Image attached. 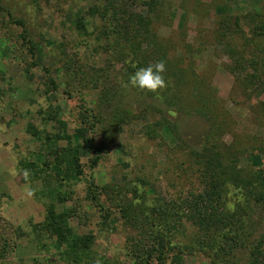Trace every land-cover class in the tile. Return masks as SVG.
Returning a JSON list of instances; mask_svg holds the SVG:
<instances>
[{"label":"rangeland","instance_id":"1","mask_svg":"<svg viewBox=\"0 0 264 264\" xmlns=\"http://www.w3.org/2000/svg\"><path fill=\"white\" fill-rule=\"evenodd\" d=\"M113 6L121 22L142 14L150 23L140 49L127 44L115 52L108 45L103 32L113 14L102 16L103 0H0V264H264V249L257 259L254 254L264 247V207L236 210L233 183L216 206L234 221L228 249L210 251L195 221L204 214L200 200L198 213L183 204L203 190L194 154L204 148L228 152L243 172L264 173L258 108L264 84L245 79L253 56L264 60L255 49L256 42L264 48V40L253 42L244 20L264 14V0H113ZM222 17L241 18L251 40L244 47V37L231 39L241 54L231 55L216 41ZM77 19L85 31L76 28ZM148 40L183 71L180 93L171 75L164 78L161 52ZM148 80L158 85L156 97ZM175 93L180 98L165 95ZM201 94L211 96L223 125L197 111ZM115 112L122 119L111 122ZM162 116L175 124L178 137L156 126ZM84 138L102 146L95 166ZM92 177L98 187H122L118 197L102 196L104 209L87 195ZM128 203L140 208L129 205L123 217ZM161 205L170 209L168 218H160ZM145 214L162 225H147ZM246 215L248 229L238 230L236 218ZM154 227L160 241L145 248Z\"/></svg>","mask_w":264,"mask_h":264},{"label":"trees","instance_id":"2","mask_svg":"<svg viewBox=\"0 0 264 264\" xmlns=\"http://www.w3.org/2000/svg\"><path fill=\"white\" fill-rule=\"evenodd\" d=\"M110 11L112 12L113 20L108 19L106 21L105 28H108L105 32H103L104 36H106V40L108 45H111L114 49V51L117 48H125V46L128 44L129 48L135 47L136 49H140L139 41L142 38L148 37V32L150 29V23H147L146 19L143 17L142 14H135L130 19H126L123 22H121L119 19H115L117 16H120L123 18L122 15L116 14L114 15V6H113V0H103V7H102V16H107L110 14ZM246 22L249 24L250 28L247 32V36L251 38V40L260 41V39L264 40V14L259 12H254L251 14H248V17H244ZM124 19V18H123ZM15 22L21 26H23L22 20H15ZM241 18L236 17L234 19L230 17H222L220 21L218 22V27L216 28V41L220 42L224 45L226 51H228L231 55H234L235 53L241 54L243 52L242 48L235 47L233 42L231 41L234 37H244L243 39L246 40L244 43V47H247L249 45V42L251 40H247L245 38V31L240 26ZM76 28L80 31H85L84 23L77 19L76 22ZM147 28V29H146ZM246 36V37H247ZM140 39V40H139ZM24 40L28 45L29 51L31 54L34 53V45L31 40L27 39L24 36ZM150 45L153 48V51L161 52L160 57L163 60V64L165 67V73L164 78L167 80V77L169 75L172 76L174 79V87L177 92L181 91L180 85L185 84L186 76L184 75L183 71H177L176 65L173 64L174 62H171L164 53V47L159 46L158 44L152 43L148 40ZM155 44V45H152ZM261 45L256 42L255 49L259 50L261 53H264V48L260 47ZM116 52V51H115ZM258 52V51H254ZM259 53V52H258ZM137 55V53L135 54ZM264 56V55H263ZM250 67L251 72H247V77L245 75L246 81L250 82L251 84H254L258 87H261L264 84V80L260 77L262 74L264 75V71L262 67L264 68V60H259L258 55L253 56V59L250 61ZM259 67L261 68V71L259 70ZM168 75V76H167ZM244 79V78H243ZM151 80H148L147 85H151L154 88V91L152 92V96L156 97L158 93H155V91H158V85H155V82H151ZM50 84L55 86L54 79L50 78ZM173 92V91H172ZM175 92V91H174ZM161 94L164 93V91H160ZM180 93V92H179ZM167 97L175 99V97L180 98L177 93L174 95H168L165 94ZM166 98H164L165 100ZM197 105L196 108L197 111L204 115L207 118V121L212 122L211 124H215L217 122L220 124L221 122L218 119V113L215 112V107H213V103L211 101V96L207 94H201L196 97ZM259 112L261 113L262 117L264 118V103H261L259 105ZM122 119V116L118 113H114L111 118V122ZM117 122V121H116ZM166 123V124H165ZM156 126L162 127L166 126L169 132L173 136H177L176 126L175 124L171 123L166 117L162 116V121L156 122ZM224 123H221L223 125ZM84 144L91 152L92 154V165L95 166L98 160L101 158V150L102 146L100 145H94L91 139L84 138ZM228 152L222 151L221 148H218L217 146H214L213 148H204L202 151L195 153L196 159L199 160L202 164V175L204 179V186L202 192L199 194V199H191L188 201H184L183 204L185 207H188L191 211L197 212L198 209L200 211V208H198L197 203L199 201L200 205L202 206L204 214H198L200 215L199 218L196 216L195 213H192L191 215L194 217H197L195 221H197L198 226L203 228L205 230L204 234L206 235L207 239L210 243V251H216L218 249H222L224 245L226 246V249H228L229 241H227L229 238L230 233H232L233 230V219L232 218H223L222 214H218L216 206H218V203L224 198L226 194H228L230 191L227 188V184L233 183L234 185V202L231 206H235V209L239 212L243 210L244 206L246 205V211L248 212L250 205H252L254 208L256 206L260 205L264 207V173L262 171H252L247 170L243 172L239 168H236V164L230 160L231 157L229 156L227 158ZM69 163L72 165H75L77 157L71 156ZM206 179V180H205ZM220 182L225 183L220 184ZM227 182V183H226ZM116 188H122L121 186L117 184H113L110 186H101L98 187L97 184L94 183L93 177L88 180L87 183V195L90 199H92L100 208H105V201L102 199V196L105 195L106 199H109L110 193H113L115 196H120V192ZM141 198V197H140ZM134 208V212H136V208H140L139 206L132 207L131 204H126V208H121L120 211H122L123 217L129 216L126 211H124L127 208ZM199 205V204H198ZM175 205H171V208L173 211H175ZM171 210V211H172ZM225 210V208H223ZM132 210H130L131 213ZM143 209H141V212ZM243 210L247 214V212ZM159 212L161 214L162 219L168 218L170 216V209L164 208V206L161 205L159 208ZM53 212L51 209H48V215L52 214ZM198 213V212H197ZM226 213V212H225ZM134 214V213H131ZM225 215V214H224ZM234 216L236 214H233ZM147 220V225H153L155 227H159L161 221L159 220L158 223L154 222V218L150 219L149 214H145ZM232 216V215H231ZM137 216H132V219H136ZM161 219V220H162ZM232 219V220H231ZM237 222L236 225L241 224L240 227H238V230H246L248 229V225L250 224L249 218L247 215L245 217L240 216L239 218H236ZM235 220V219H234ZM130 221V220H129ZM230 223V227L227 228L224 232V234L221 235V232L224 230V226ZM50 225V224H49ZM52 226L56 227V224L53 223ZM153 229L151 231L153 236L148 237L147 242H145L144 247H152L155 245V243L160 241L158 239V235L161 233L157 228ZM63 229V228H61ZM238 232L237 230H234ZM61 234V233H60ZM62 235V234H61ZM163 237V236H161ZM202 240V239H201ZM204 241V239L202 240ZM161 244L166 245L168 244L167 241H161ZM200 247L201 242H198ZM262 246V247H261ZM260 247H257L254 251V254L256 256H259L263 253L264 247L263 244H261ZM155 248L151 249L150 252L153 253ZM161 256H159V259L161 260ZM255 259V260H256ZM218 261H224L219 259ZM215 264L217 261H214ZM262 263V261H260ZM163 264V262H162ZM227 264V263H226ZM259 264V263H254Z\"/></svg>","mask_w":264,"mask_h":264}]
</instances>
